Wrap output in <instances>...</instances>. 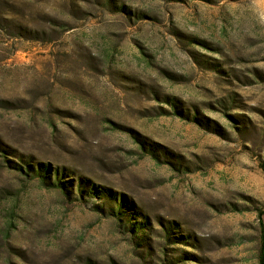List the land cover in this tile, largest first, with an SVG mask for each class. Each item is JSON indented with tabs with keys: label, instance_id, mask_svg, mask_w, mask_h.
Here are the masks:
<instances>
[{
	"label": "rangeland",
	"instance_id": "rangeland-1",
	"mask_svg": "<svg viewBox=\"0 0 264 264\" xmlns=\"http://www.w3.org/2000/svg\"><path fill=\"white\" fill-rule=\"evenodd\" d=\"M264 0H0V264H259Z\"/></svg>",
	"mask_w": 264,
	"mask_h": 264
},
{
	"label": "trees",
	"instance_id": "trees-1",
	"mask_svg": "<svg viewBox=\"0 0 264 264\" xmlns=\"http://www.w3.org/2000/svg\"><path fill=\"white\" fill-rule=\"evenodd\" d=\"M264 168V166H261ZM258 263L259 264H264V243L261 242L260 247L258 249V255H257Z\"/></svg>",
	"mask_w": 264,
	"mask_h": 264
}]
</instances>
